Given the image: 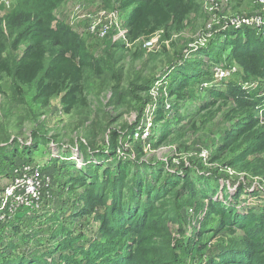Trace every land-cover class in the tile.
<instances>
[{
  "label": "rangeland",
  "instance_id": "1",
  "mask_svg": "<svg viewBox=\"0 0 264 264\" xmlns=\"http://www.w3.org/2000/svg\"><path fill=\"white\" fill-rule=\"evenodd\" d=\"M9 1L0 0V17L14 11ZM123 2L63 0L53 12L90 57L69 114L60 95L42 106L33 100L35 84L0 75V188L27 159L43 163L53 179L41 211L0 222V264L58 262L71 247L102 242L105 206L93 196L110 194L97 186L118 175L119 163L130 164L128 190L137 175L156 190L153 251L167 264H210L223 250L241 249L246 220L264 236V77L245 71L235 47L254 38L264 65V36L229 26L257 16L255 0H190L182 24L169 22L127 49L109 22L125 25L131 8ZM21 33L0 28L11 65L29 51ZM248 95L253 106L240 103ZM138 197L145 204L144 188Z\"/></svg>",
  "mask_w": 264,
  "mask_h": 264
},
{
  "label": "trees",
  "instance_id": "2",
  "mask_svg": "<svg viewBox=\"0 0 264 264\" xmlns=\"http://www.w3.org/2000/svg\"><path fill=\"white\" fill-rule=\"evenodd\" d=\"M11 1V0H10ZM12 12L0 17V28L22 30V39L30 43L25 58L17 64L2 57L0 49V75L11 77L18 86L35 84L33 100L46 106L53 96H61L60 103L64 114L79 103L83 72L90 57L78 37L69 28L56 20L54 10L63 0H12ZM123 7L131 8L125 21L131 42L140 37H149L173 22L182 24L191 12L190 0H124ZM23 35V36H22ZM253 39L244 48L236 47V59L245 71L255 77H264V65L260 50L252 48ZM51 59L47 61V54ZM189 80H187V83ZM184 83V86L187 85ZM1 91V88H0ZM241 100L242 105L253 106ZM239 99V98H238ZM263 112V111H262ZM27 151V149H25ZM118 175L108 181H100L96 191L97 200L105 206L103 215L98 216L99 234L103 241H93L87 248L71 247L70 254L62 255L58 262L47 263L41 259L27 261L14 260L12 264H167L165 259L156 255L153 236L160 228L156 208L151 200L157 195L156 190L144 185L138 175L135 187L127 189L130 179V164L119 163ZM129 178V179H128ZM147 183V182H146ZM109 184V185H108ZM110 186V187H109ZM149 186V187H148ZM144 188L145 204L138 194ZM100 189V190H101ZM126 190L123 192V190ZM110 197V198H108ZM103 198L105 201H103ZM223 218L229 215L223 213ZM231 223L226 230L232 232ZM224 226V225H223ZM243 233L241 249L223 250L210 264H264V236L256 231L252 221L239 223ZM8 264V263H2Z\"/></svg>",
  "mask_w": 264,
  "mask_h": 264
},
{
  "label": "built area",
  "instance_id": "3",
  "mask_svg": "<svg viewBox=\"0 0 264 264\" xmlns=\"http://www.w3.org/2000/svg\"><path fill=\"white\" fill-rule=\"evenodd\" d=\"M255 4L258 6L257 16L250 19L245 17L233 19L229 22V26L246 28L249 26L253 30L261 32L264 36V0H255ZM109 22H111V26H115L116 33L114 39L124 48H129L140 39L131 42L128 36V29L125 25L119 27V24L114 20H110ZM108 29L105 26L103 34ZM151 45L152 42L149 41L143 46L146 48V46ZM222 76L223 74L221 73L218 75L219 78ZM137 136L146 137L147 133L139 131ZM42 164L27 159L11 167L8 182L0 188V222L6 221L9 225L20 216L41 211V206L49 197L53 185L52 176L45 165Z\"/></svg>",
  "mask_w": 264,
  "mask_h": 264
}]
</instances>
